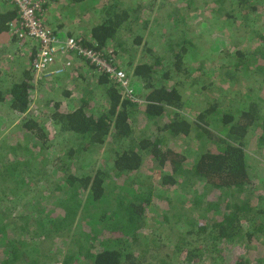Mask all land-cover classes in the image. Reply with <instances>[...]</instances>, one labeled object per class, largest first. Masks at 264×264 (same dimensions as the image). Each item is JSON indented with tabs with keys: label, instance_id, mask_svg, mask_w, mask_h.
<instances>
[{
	"label": "trees",
	"instance_id": "1",
	"mask_svg": "<svg viewBox=\"0 0 264 264\" xmlns=\"http://www.w3.org/2000/svg\"><path fill=\"white\" fill-rule=\"evenodd\" d=\"M214 2L218 9L207 21L209 30L229 33L230 39L256 43L252 51L232 52L228 63L222 59L226 69L218 75L233 84L241 74L249 81L259 82L261 89L264 0ZM134 5L128 0H70L71 7L81 9L77 21L90 20L92 24L88 37L79 39L80 46L102 55L107 63L123 71L131 80L132 89L129 90V82V91H125L117 82L100 75L95 89L82 88V104L78 108L60 111L59 105H55L48 120L74 145L60 157L54 158L50 153L41 124L27 115L34 84L31 71L23 69L9 86L8 100L0 89V105L11 115L23 117L14 127L17 131L10 134L11 142L0 138V205L6 202L16 204V210L20 207L17 202L23 200L28 189L21 178L33 181L32 170L44 175L41 174L44 179L33 182H44L46 192L39 191L34 198L25 196L26 211L18 214L17 219L0 221V264H56L59 254L54 250V238L64 245L61 264H134L135 256L128 244L143 232L144 218L156 190L164 194L179 191L188 199L189 210L182 209L184 215H180L187 222L183 229L190 226L192 230L187 234L202 241L200 250L185 251L183 241L191 243L180 239V264H204L206 254L216 255L222 246L229 247L245 238L248 243L264 241V179L258 181L260 187L252 182L246 155L251 140L264 150V90L259 96L257 90L247 87L242 97L235 99L237 104H244L243 109L209 101L195 119L186 116L182 112L189 101L183 100L180 87L196 85L192 79V83L187 80L194 76L192 70L184 68L187 54H194V50L186 47L190 43L184 41L178 52V47L170 44L168 55L163 58L152 52L146 62L132 57L123 38L140 18V6ZM91 10L96 17L88 13ZM16 18V11L0 10V36L9 33V24ZM259 19L263 21L260 30ZM202 26L206 27V23ZM238 30V34H233ZM140 43V37L134 39V44ZM35 52L28 58V65ZM118 56H126V63L117 61ZM198 70L203 72L202 66ZM201 78L205 81L204 75ZM99 89L107 108L94 111L93 92ZM129 96H137L144 103L139 108ZM136 117L144 127L154 125L155 135L147 128L136 130ZM173 142L186 150L172 149ZM106 144L112 146L113 153L96 171H87L89 156ZM46 159H53L52 169H46ZM31 162L38 164L29 168ZM146 165L151 168L144 172ZM151 182L158 189L148 188ZM258 189H262L263 195L254 198ZM159 196L156 198L161 199ZM50 204L53 209L48 211ZM233 251V264H247L239 261L234 248ZM220 259L225 261L226 256ZM255 264H264V257Z\"/></svg>",
	"mask_w": 264,
	"mask_h": 264
},
{
	"label": "rangeland",
	"instance_id": "2",
	"mask_svg": "<svg viewBox=\"0 0 264 264\" xmlns=\"http://www.w3.org/2000/svg\"><path fill=\"white\" fill-rule=\"evenodd\" d=\"M38 1L42 11L43 25L55 32L61 40H65L67 38L83 39L88 37V31L92 24L90 23V20L85 22L77 21V16L80 13L79 10H81L79 9V6L77 8L71 7L70 0ZM128 1L135 2L134 6H140V18L138 19L136 25L132 28V31L124 34L123 38L126 46L130 47V50L132 51V57L146 62L150 58L149 52H152L153 54L163 58L168 55L167 47H169L170 44L174 47H178L175 50L178 52L183 47L182 45L184 44V41L190 43L186 47H191L194 50V54H187L186 60L184 61V68L186 67L187 69H191V73H194V76H190L187 80L190 82L192 80L195 81L196 85H190L189 83L180 87L181 95L183 93V100L189 101L187 107L183 109V114L191 119H195L196 114L206 107V105L210 103L209 101L215 103L219 101V104L224 105L225 107H229V104H231L233 107L243 109L244 104H237L239 102L235 99H240L245 93L247 87L257 90V94L259 93L260 96L262 90H264V86L259 89V82L253 80L249 81L241 74H238L239 76H236L237 82L229 84L225 79L222 80L223 78L218 75V73H225L226 68H223L222 65L225 61V63L229 62V55L232 52L236 50L248 49L252 51V49L256 47V43H249L245 41L246 39L240 41L239 38L234 39L235 37L230 39L229 33L228 35H224L218 31L209 30L207 21L210 19V15H212L211 13H215L218 9V5L214 2L215 0H192L188 3L183 1L181 3L178 0ZM228 5H230V3H228L227 6ZM12 9V5H9L7 2H0V10L12 11ZM178 10H180V13H178ZM88 13L93 14V10ZM93 16L95 15L93 14ZM261 16H263L262 20H264V14ZM173 19L176 21L174 22ZM205 23L206 29L200 27ZM257 24V27L260 30L262 28L263 21L259 19ZM239 32L240 31L238 30L233 34H238ZM69 34L72 36L69 37ZM216 36L221 37V41H223V46L219 51H215L211 48L213 39ZM137 37L141 38V43L139 45L134 44V39ZM35 45V41L20 42L14 36L11 29L5 36L0 37V89L3 92L5 99L8 100L6 92L8 91L9 86L20 77L21 71L23 69L31 71L32 64L28 65L27 60L33 53V50L36 49ZM193 55L197 57L196 60L189 58ZM115 59L126 63L125 59L127 58L125 56V59H122L118 56L115 57ZM222 59H224L223 63H221ZM83 62L84 60L80 57H58L55 68L59 69L62 64L69 63L70 66L65 70V73H67L68 76H64L59 79L53 78L52 80L49 79L43 82H39V80L35 78L33 80V91L31 93L32 104L29 110L30 112L27 115L41 124L49 141L50 153L54 155V158L60 157L62 152L68 151L69 148L74 145L72 142L67 140L63 134H59L58 127L52 123L51 120H48L49 112L55 108V105L57 104L59 105L60 111L69 112L75 110L80 104H82V88H96L95 85L98 75L95 74L96 76H92V72L89 71L86 65V69L83 70H85V76L88 80L84 82L79 79V77H81L80 72L82 71L80 65ZM161 63L164 65V62ZM155 64L157 66V61ZM200 66H202L203 72L200 70L197 71ZM30 73L32 74V72ZM201 75H204L205 81H202ZM125 77L130 85L129 90H131V80L126 75ZM182 79L184 78L182 77ZM199 79L202 81L201 84L197 83ZM202 87L206 88L202 92H199ZM122 92L126 93L124 91ZM64 93H69V96L65 97ZM131 100V102L138 104L139 108L144 103L137 96L134 98L131 97ZM104 103L101 90L99 89L93 92V101L91 103L92 110L103 111L107 108V105ZM22 118L23 117L21 116L11 115L6 108L0 105L1 140L8 139V141L11 142L9 140L10 134L17 131L14 127ZM136 119L137 117L135 120ZM135 120L134 128L136 130H138L139 127L141 129L147 128V131L150 134L155 135L154 131L156 127L154 125L150 124L144 127L143 124L141 125V123H139V119ZM189 145L190 144L185 146L187 147ZM170 147L174 150L182 152L186 150L184 149V146L181 147L176 142H173ZM74 151H77V149H74ZM113 151L114 149L112 146L106 144L102 150L96 154L93 153L94 155L91 154L89 156V160L87 161V163L90 164L87 171L91 173L96 171L98 167L104 163V160L108 158L111 153H113ZM246 155L248 162V174L251 177L252 182L260 187L258 181L261 178L264 179V150L257 148L255 140H251V143L247 146ZM53 159H46V169L53 168ZM36 164H38V162H31V164H29V168H34ZM150 168L151 165H146L143 170L146 172ZM143 170L140 172L143 173ZM32 171L33 173L31 174L33 175V181L43 178L44 175L42 173L41 174L43 176L41 174H36L35 170ZM33 181L21 178L23 185L26 184L28 187L26 190L27 194L24 192L22 197L23 200L17 202L20 205L17 210L16 204L13 205L15 208L6 202L1 204L0 221L5 223V221H8V219L5 220V218L13 219L18 217V214H22L21 212L26 211L24 208V206L27 207L24 200L26 197L34 198L39 191L43 194L46 193L43 190V186H45L44 182L35 184ZM151 185H147L148 188L153 187V191L158 189V186ZM132 186L135 185L132 184ZM53 188L54 187H51V190H53ZM259 194L263 195L262 189H258L253 197L257 198ZM158 195H160L159 198L161 196L162 198L157 199L156 197ZM152 197L154 198L151 200V205L146 212L147 217L146 219L144 218L143 232L137 236L136 241L131 240L128 244L130 250L135 256L134 264H180L182 256L179 255V247H181V245H179V241L181 238L182 240L183 238H186V240L191 243V245H188L187 242L183 241L186 248L182 250L187 251V248H190L191 250H200L202 245V241L200 239L198 240L196 239L197 237H192L187 234L190 230H192L190 226L186 227L185 231L183 229L187 222L185 221V218L183 216L180 217V215H184V213H182V209L185 208L189 210L188 207L190 205L188 206V199L183 198L179 191L172 190L168 191L166 194L158 193L156 190L153 192ZM52 207L53 206L50 204L46 207V209L51 211L53 209ZM20 225L21 223L18 224V226ZM53 242L56 244L54 250L59 254L58 262H56V264H61V260L64 258L65 253L64 245L59 238H54ZM263 243L264 241L259 243L254 242V240L253 242L248 243L245 238L242 242L239 241L229 247L227 245L222 246L220 252L216 255L211 253L206 254L205 257H207V259L202 262L204 264H233L235 261L233 258L235 255L233 251L234 248L238 259L240 258L239 261L242 259L247 264H255L261 262L264 257V251L261 250V248L264 249V245L261 246ZM231 246L232 248L230 249ZM60 253H63V255ZM224 255L226 256V259L225 261H222L220 258ZM195 264L197 263L195 262Z\"/></svg>",
	"mask_w": 264,
	"mask_h": 264
},
{
	"label": "built area",
	"instance_id": "3",
	"mask_svg": "<svg viewBox=\"0 0 264 264\" xmlns=\"http://www.w3.org/2000/svg\"><path fill=\"white\" fill-rule=\"evenodd\" d=\"M1 1L12 5V11L17 12L16 20L9 24V29L13 31L14 36L20 42H36V52L31 63L33 78L49 80L58 77L65 73L70 64H62L59 69H56L57 58L77 56L87 62L98 76H107L109 80L117 82L126 91L128 81L124 73L107 63L102 55L82 48L79 39L67 38L61 40L55 32L43 25L42 11L38 0Z\"/></svg>",
	"mask_w": 264,
	"mask_h": 264
},
{
	"label": "crops",
	"instance_id": "4",
	"mask_svg": "<svg viewBox=\"0 0 264 264\" xmlns=\"http://www.w3.org/2000/svg\"><path fill=\"white\" fill-rule=\"evenodd\" d=\"M5 35H6V34H2L1 36H5ZM1 36H0V37H1ZM70 57H77V56H70ZM85 65H86V67H88L89 71L92 72V74H93L92 76H96V75H95L96 72H94V71L92 70V68L87 64V62L84 61V62L81 63V65H80V68L82 69V71L80 72V73H81V74H80L81 77H79V79H80V80H83L84 82L88 80V79L86 78V76H85V75H86V72H85V70H83V69H86ZM87 71H88V70H87ZM83 73H85V74H83ZM64 76H68L67 73H64V74H62V75H60V76H58V77H54V78H55V79H59V78L64 77ZM65 78H67V77H65ZM65 78H64V79H65ZM52 79H53V78H50V80H52ZM33 80H34V78L32 79V82H33ZM41 80H42V81H41ZM40 81L43 82V81H46V80H44V79H40L39 82H40ZM77 85H78V84H77Z\"/></svg>",
	"mask_w": 264,
	"mask_h": 264
},
{
	"label": "water",
	"instance_id": "5",
	"mask_svg": "<svg viewBox=\"0 0 264 264\" xmlns=\"http://www.w3.org/2000/svg\"><path fill=\"white\" fill-rule=\"evenodd\" d=\"M200 27H202V28H205L204 26H200ZM206 29V28H205ZM221 37H214V39H213V42H212V49L213 50H215V51H219L220 50V48H222V46H223V41H221Z\"/></svg>",
	"mask_w": 264,
	"mask_h": 264
}]
</instances>
